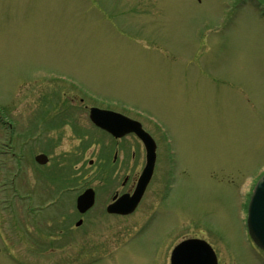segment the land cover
I'll return each mask as SVG.
<instances>
[{
	"label": "rangeland",
	"instance_id": "rangeland-1",
	"mask_svg": "<svg viewBox=\"0 0 264 264\" xmlns=\"http://www.w3.org/2000/svg\"><path fill=\"white\" fill-rule=\"evenodd\" d=\"M91 106L162 132L152 184L169 187L176 238L207 239L220 264H264L246 227L250 180L264 169V0H0V264H53L36 250L46 210L30 191L42 203L61 185L76 186L71 198L120 186L125 167L106 160L115 144ZM170 221L115 262L165 263L166 251L148 257ZM103 225L76 249L118 248L127 235Z\"/></svg>",
	"mask_w": 264,
	"mask_h": 264
},
{
	"label": "flooded vegetation",
	"instance_id": "flooded-vegetation-1",
	"mask_svg": "<svg viewBox=\"0 0 264 264\" xmlns=\"http://www.w3.org/2000/svg\"><path fill=\"white\" fill-rule=\"evenodd\" d=\"M59 112L58 115L60 116L64 113V110ZM55 123V121L52 122L50 124L51 127L55 126ZM147 130L156 142V161L151 181L145 188L137 205L131 211L127 212L125 208H127L131 202H119V199L121 196L128 197L135 191L139 176L146 164L145 146L135 133H128L123 137L117 138L109 132L102 130L115 144L112 159H109L111 156H108L106 160L115 163L121 161V164L125 167L120 177V186L118 185L111 190L108 189V185H106L104 190L101 191L93 186H87L94 188V203L84 212L77 209V197L83 190L71 198L70 194H73L75 190V187L72 185L61 186V188L66 187L67 190H61L63 192H61L60 195L52 196L44 202H40L42 204L40 206L41 212L44 210H46V212L44 216L38 219V235L36 238L37 252L41 254H51L53 264H91L92 262V264H99L100 262L103 263L107 258L109 259L105 264H119V262H115V258L118 257L117 253L124 246L128 247L132 242L144 239L149 231H155L153 227L156 228V223L157 225H165L164 223L166 221H170L172 207L167 203L170 193L169 187L152 184L160 163L159 154L160 149L163 147L160 140L162 138L158 135L154 127L150 129L147 128ZM129 137L130 140H128ZM134 142H136L140 148L139 155L133 148V146L136 145ZM93 161L94 159H90L89 163L93 164ZM105 171L106 165L101 163L100 172ZM67 194L68 196H66ZM65 198H69V200L66 201ZM66 206H69L70 212L68 213L64 212V207ZM58 211L60 213H58ZM114 222H117V224H113ZM105 223L109 225L108 228L113 230L115 236L119 234V228L121 229V233L125 232L123 234L127 235L124 241L119 244L118 248L116 247L114 250L112 248H107L104 249L105 251H100L96 254H92L91 252L85 253L82 249H76V242L90 241L87 238L91 236V231L94 232L98 230V228L105 227L103 225ZM178 225L179 223H177V221L171 222L169 226L163 227V229L158 232V235L156 234L157 238H160L161 245L159 247H153V254L149 255L148 263L153 260L155 255L162 251H166V262L162 264H172V253L182 241L188 238H202L197 235H181L180 238H176ZM137 237L140 238L137 239ZM110 243L109 241L108 246H111ZM60 250L64 251L60 252ZM214 250L218 259V264H220L219 254L215 248ZM76 252L79 253L75 254ZM70 257H72V261L65 262ZM159 259L160 255L158 257V260Z\"/></svg>",
	"mask_w": 264,
	"mask_h": 264
},
{
	"label": "water",
	"instance_id": "water-1",
	"mask_svg": "<svg viewBox=\"0 0 264 264\" xmlns=\"http://www.w3.org/2000/svg\"><path fill=\"white\" fill-rule=\"evenodd\" d=\"M91 118L99 126L108 129L117 136L122 135L127 131L133 130L137 132V134L146 144L148 162L140 177L135 195L132 198L134 201H136V199L141 196L153 173L155 161V143L153 142L150 135L141 127L139 122L127 119L121 114L108 110H101L97 107H92ZM120 120L123 122H120ZM37 160L44 163L47 160V157L43 154H40L37 156ZM91 194H93V191L88 189L83 195L79 197V208L82 209L83 206L89 205ZM86 201L88 204H84ZM86 207L87 206H85V208ZM248 228L255 242L264 249V175L258 180L251 196V201L249 204ZM194 241L199 242V244H197V249L203 250L193 251L191 249V245ZM212 254V248L207 243H205V241L187 240L180 244L175 250L173 254V264H216L215 258H213L211 261H208Z\"/></svg>",
	"mask_w": 264,
	"mask_h": 264
}]
</instances>
